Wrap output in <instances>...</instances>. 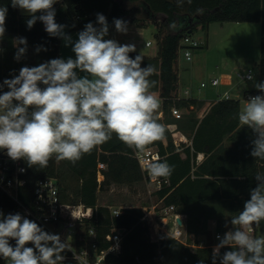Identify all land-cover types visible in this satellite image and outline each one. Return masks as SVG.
<instances>
[{"label":"trees","instance_id":"obj_1","mask_svg":"<svg viewBox=\"0 0 264 264\" xmlns=\"http://www.w3.org/2000/svg\"><path fill=\"white\" fill-rule=\"evenodd\" d=\"M135 2L137 6L133 4ZM0 6L8 9L6 32L0 39V83L18 75L24 66H37L59 58L62 40L50 37L42 22L37 21L28 29L26 20L30 17L21 14L20 9L13 8L11 0H0ZM54 8L55 20L67 25V34L83 30L88 22L98 26L97 13L110 21L118 18L127 21V24L155 26L157 54L154 57L143 56L141 66L152 64L157 68V73L151 77L157 84L151 91L164 100L163 115L157 118L165 126L166 132L163 141L148 147H156L160 159L175 166L168 178L169 184L155 194L163 204L173 205L175 212L186 215L187 243L172 236L156 237L152 217L142 219L143 207L149 202L126 204L122 214L111 215L110 204L102 201L103 192L110 190L113 185L132 187L145 182L134 156L136 150L127 147L115 136L97 146L90 154H85L75 165L53 157L48 167L41 170L36 166L29 167L23 160L27 168V183L25 190L21 191V199L29 202L35 182L46 176H54L58 179L61 202L66 207L65 217L76 218L74 205L82 203L83 218L95 226L100 238L108 236L113 225L124 228L122 251L118 256L110 255L109 260L123 264H131L137 258L143 264H212L214 247L196 246L198 237L208 233L210 220L216 221L217 231L231 226L229 224L226 227V222L237 215L243 209L244 202L250 198L249 190L256 186L255 174L257 171L264 172V160H255L250 155L251 139L254 137L251 129L238 122L237 113L241 110L238 99H218L199 120L190 106L198 108L201 103L192 97L178 98L180 41L184 35L193 34L197 26L207 29L211 22H259V70L261 79H264V0H192L190 4L184 0L181 6H177V0H58ZM173 22L176 29L170 27ZM15 37L27 39V46L34 53L30 62L10 63V52L16 53ZM37 46L47 51L37 53ZM138 54L132 52L129 55L134 58ZM7 90L6 87L0 89V93ZM173 103L180 108H187L188 112L183 113L181 118H174L169 110ZM177 130L192 134L191 145L183 148L175 145L172 132ZM226 139L230 144H226ZM199 153L204 155L200 162L197 158ZM99 172L103 176L101 181L98 180ZM72 178L77 182L75 186H70ZM0 212L5 215L18 213L17 202L1 188ZM191 237H194V243ZM10 243L15 245L14 240ZM108 244L106 241L102 246ZM227 250L231 249H221V253Z\"/></svg>","mask_w":264,"mask_h":264},{"label":"clouds","instance_id":"obj_2","mask_svg":"<svg viewBox=\"0 0 264 264\" xmlns=\"http://www.w3.org/2000/svg\"><path fill=\"white\" fill-rule=\"evenodd\" d=\"M58 0H11V6L25 11L28 29L43 23L50 37L60 38L71 46L73 57L53 58L37 66H24L19 74L4 79L0 89V150L13 161L23 159L29 167H48L55 157L73 165L97 146L115 136L127 147L143 153L146 148L165 139L166 128L158 122L161 107L151 89L157 68L142 67L144 57L134 58V44H120L109 35L107 18L96 14V25L85 24L77 39L65 32L67 25L55 20L54 4ZM190 4L192 0H187ZM184 0H177L181 6ZM8 9L0 6V39L6 32ZM39 13V15H37ZM115 30L126 34L127 21L113 20ZM171 28L176 29L173 22ZM14 59L27 53V39L14 41ZM36 52L47 51L42 46ZM188 60L191 53L185 52ZM249 80L254 77L249 74ZM260 95L250 96L237 113L240 125L251 129L250 155L264 160V82L254 83ZM175 170L159 157L150 162L147 173L153 180H167ZM23 171V169H21ZM256 186L243 209L226 222L231 227L213 248L212 264H264V235L255 236L254 228L264 222V172L254 176ZM52 182L49 181L51 186ZM15 241L12 245L10 241ZM31 244L32 246H27ZM67 243L59 234L45 231L35 221L20 213L0 212V258L10 264H63ZM231 249L221 253V249Z\"/></svg>","mask_w":264,"mask_h":264},{"label":"built area","instance_id":"obj_3","mask_svg":"<svg viewBox=\"0 0 264 264\" xmlns=\"http://www.w3.org/2000/svg\"><path fill=\"white\" fill-rule=\"evenodd\" d=\"M146 44L150 45L151 41L146 42ZM201 45L202 42L189 33L181 39L180 51L183 52L186 58V51L191 53L192 49ZM249 74H251L250 71L246 74L238 72L236 75L240 79H248ZM221 82V79L217 77L212 78L210 81L212 85H218ZM200 86H205V83L201 82ZM189 94L190 91L188 89L183 92V96H189ZM254 95L245 94L247 98ZM157 97L161 102V107L156 114H162L164 100L162 97ZM180 97L182 96H178V98ZM229 98H231L229 93L225 91L219 99ZM169 110L174 118H181L183 116L181 108L174 103L170 106ZM134 156L143 172L149 195L155 194L156 191L161 190L165 185L169 184V179L160 178L159 180H153L147 173L150 162L157 157L160 158L156 147H147L143 153L135 151ZM26 173L27 168L23 159L13 161L8 157L6 150H0V188L17 202L18 213L37 221L50 233L59 234L61 240L67 243V248L62 253L64 256L63 264H123L111 261L108 257L110 255L118 256L121 253L124 228L113 225L110 228L109 235L100 238L95 226L88 224L83 218V204H80L81 209L79 211L74 207V212L77 215L76 218L65 217L66 207L61 202L58 179L54 176L38 179L30 191V201H23L21 199V191L25 190L27 183ZM49 181L52 182L51 186H48ZM158 201L162 204L160 205L158 202L151 201L143 207L144 215L142 219L144 220L148 216L152 217L157 238L172 236L183 243H187L186 215L175 212L173 205H165L162 200ZM126 207L123 205L116 207L109 206V210L112 216H119ZM228 230L229 228L223 231L215 230L212 233V240L209 244L204 239H200L195 245L198 247H214L219 243L216 239L217 235L222 236ZM106 241L109 244L103 247L102 243ZM131 264L143 263L137 258Z\"/></svg>","mask_w":264,"mask_h":264},{"label":"rangeland","instance_id":"obj_4","mask_svg":"<svg viewBox=\"0 0 264 264\" xmlns=\"http://www.w3.org/2000/svg\"><path fill=\"white\" fill-rule=\"evenodd\" d=\"M133 4L138 5L137 2ZM22 12L26 13L23 10ZM193 35L202 42V45L191 50V60H187L182 51H179L178 55L179 89L182 94L188 89L189 96L214 100L227 90L231 98L240 101L242 107L248 99L245 96L247 91H251L247 92L249 95H258L254 83L264 82V79L260 77L259 70L261 37L259 22H211L207 29L197 26ZM144 50L149 51L150 48H144ZM249 71L254 80L240 79L236 75L238 72L246 74ZM222 72L231 75L230 85L227 87L222 84L212 85L211 79L215 77L221 79ZM201 82H204L205 86L201 87ZM181 110L185 111L182 107ZM76 183L74 178L70 180V186H75ZM101 198L103 202L114 207L127 206L126 204L131 203H150L151 201L159 203L156 194L149 195L146 182L132 187L113 185L110 190L101 194ZM74 207L78 211L81 209L80 203ZM213 229L210 222V234L201 235L198 237V241L204 239L209 244L212 240ZM253 234L255 236L264 235V222L254 228ZM191 239V242L194 243V237ZM0 264H10V262L0 259Z\"/></svg>","mask_w":264,"mask_h":264},{"label":"crops","instance_id":"obj_5","mask_svg":"<svg viewBox=\"0 0 264 264\" xmlns=\"http://www.w3.org/2000/svg\"><path fill=\"white\" fill-rule=\"evenodd\" d=\"M20 13L25 14V15L27 14V13H23L21 9H20ZM107 21L109 24V35H108V37H106V39H115L120 44H134L136 47L135 52H138L142 56L154 57L157 54V43H156V39L154 37L155 26L153 24H150L147 27H143V26L135 25L134 23H128L127 33L122 34V33H118L115 30V26H114L113 21H110L108 19H107ZM78 32L79 31L77 30V31L70 33L69 35H71L73 40H75V39H77V33ZM148 35L150 36V38ZM15 38H17V37H15ZM15 38H14V41H15ZM148 41H151L150 45L146 44V42H148ZM144 48H150V50L145 51ZM10 54H11V57H10V63L11 64H15V63L26 64V63L30 62L32 60V58L34 57V53L29 46H27L26 55L20 61H16L14 59V55H15L14 51H11ZM68 57L74 58V53L71 50V46L65 47L64 41L62 40L60 43V46H59V58L67 59ZM221 75H222L221 76L222 82L220 84H222L225 87L229 86L231 81H232L231 75L229 73H226V72H222ZM225 91H227V90H225ZM179 93L182 97L194 98V96H183L180 89H179ZM154 94L156 95V92H154ZM219 98L220 97H218L217 99H214V100H207L203 97H201V98L195 97V99L198 100V102H200L201 104L198 108L193 107V106H190V108L193 109L194 112H196V117L199 118V120H200L209 111V109L213 105V103H215ZM241 108H242V105H241ZM184 109H185V111L183 113L185 114L188 112V109L187 108H184ZM156 115L162 116L163 114H156ZM172 135H173L174 143L178 148H183L184 146L191 145V143H192V134H190L189 131L177 130V131L172 132ZM225 142H226V144H230V142H228L227 139L225 140ZM203 157H204L203 153H199L198 157H197L198 161L200 162L203 159ZM102 179H103V176L99 172L98 173V180L101 181ZM80 204H82V203H80ZM210 222L214 227V229L212 231V233H213L216 230L215 229L216 221L210 220L209 223ZM209 223H208V233L205 235L210 234ZM230 227H228V228H230ZM212 233H211V235H212Z\"/></svg>","mask_w":264,"mask_h":264}]
</instances>
